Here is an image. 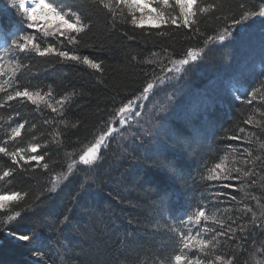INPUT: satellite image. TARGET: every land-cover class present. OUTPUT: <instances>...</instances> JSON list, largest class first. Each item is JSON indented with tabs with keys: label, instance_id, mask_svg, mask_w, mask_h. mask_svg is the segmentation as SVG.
<instances>
[{
	"label": "trees",
	"instance_id": "16d2710c",
	"mask_svg": "<svg viewBox=\"0 0 264 264\" xmlns=\"http://www.w3.org/2000/svg\"><path fill=\"white\" fill-rule=\"evenodd\" d=\"M63 2L91 24L90 30L81 34L80 44L66 45V48H75L76 54L101 63L103 74L80 64L53 62L55 57L18 53L30 65V69L21 71L16 77L21 89L27 87L44 93L51 87L54 103L70 93L76 95L65 105L63 116L46 106H39L37 110L30 101H12V107L0 109V117H3L0 119V141L7 139L3 129L9 124L14 126L27 120L21 137L10 141L7 147L14 150L30 143L43 145L48 142L47 148L41 146L37 153L30 155L48 153L44 162L49 163L45 172L36 166L35 161L28 165L21 161L26 170H19L0 154V171L16 169L8 178L9 183L0 182V192L28 193L19 205H9V208L28 209L22 211L15 221L7 222V213L0 211V229H6L0 230V264H64L70 258L72 264H118V261L141 259L144 264H153L154 259L171 254L178 239L167 231L165 221L169 215L187 221L188 215L204 205L208 206L204 209L206 212L213 210L215 205L218 219L223 220L226 227L232 219L236 220V224H231L233 229L250 222L252 213L244 211L245 206L252 208L259 218L264 211L260 207L264 205V180H261L264 160H256L254 164L252 160L256 156L264 157V150L260 149V143L264 142V128L244 121L249 116L260 119L259 113L264 111V45L261 52L255 53L258 56L251 63H243L235 76L224 80L219 77L220 85L216 88L221 95L212 100L214 93L210 94L211 100L207 102L203 90L217 82L236 50L235 44L227 41L222 45H208L200 66L192 69H198L200 73L184 76L179 81L183 88H177V92L185 91L190 101L184 105L181 114L166 119L170 135L161 141V146L155 148L150 140L142 139L126 145L119 152L111 142L101 150L102 159L92 168L89 177H84L82 167H78L56 192H48L47 188L53 169L57 173L62 168L66 170L68 153H75L73 158H77L107 129L117 109L139 96L146 83L160 72L163 65L158 67L155 63L145 62L157 59L151 55L153 52L172 59L184 58L189 48L204 47L206 36L217 35L239 18L244 10L241 5L249 10L256 9L264 5V0H204V3L218 5V8L201 18L199 28L203 35L175 26L154 29L146 25L140 29L131 24H117L113 28L86 0ZM0 6H6V0H0ZM14 20L15 17L7 12H0V23L9 26ZM160 32L165 34L158 35ZM260 32L264 42L262 23ZM234 38L240 40V33H234ZM46 39L55 43L50 37ZM185 71L186 74L190 72ZM170 88V84L165 83L155 92L166 97ZM253 92L257 93L255 98ZM201 96L202 105L193 108L192 104L196 105L194 98ZM226 98L229 101H225ZM249 99H253V104L245 103ZM61 120H66L68 126L59 123ZM240 128L245 131L240 132ZM57 129L61 133L60 144L52 142L51 133ZM232 135L240 139L227 138ZM249 140L251 143L247 142ZM248 147L255 153L250 159L243 154ZM225 155L229 166L235 159L237 166L254 169L257 175L249 179L256 183L244 187L243 178L233 179L224 181L231 186L223 188L221 182L202 180L201 174H206L205 164L211 167ZM244 160L249 161L247 165L243 164ZM200 191L207 196V203H200ZM252 197H257L259 203ZM64 216H68L69 222L61 224ZM201 225L221 230L218 224L210 221H202ZM175 226L185 232L191 227L193 234L197 229L191 222L185 225L178 219ZM9 231L17 235L28 233L33 239L19 241L16 236H10ZM210 235L215 233L204 234V237ZM236 237L233 240L227 235L218 237L209 258L220 264L215 260L219 254L226 259L235 257L234 264H244L248 253L253 251V241L259 244L261 232L259 229L252 234L236 231ZM36 253L44 259L40 260Z\"/></svg>",
	"mask_w": 264,
	"mask_h": 264
},
{
	"label": "snow or ice",
	"instance_id": "6c2138e0",
	"mask_svg": "<svg viewBox=\"0 0 264 264\" xmlns=\"http://www.w3.org/2000/svg\"><path fill=\"white\" fill-rule=\"evenodd\" d=\"M86 2L100 11L113 28H116L117 24H131L134 28L140 29L145 28L146 25L154 29H167L170 26H175L176 28L188 29L190 32L199 35H203L199 28L201 18L210 15L218 8V5L204 3V0H86ZM240 7L244 10L241 12L239 18L234 19L231 25L223 28L217 35L206 36L203 42L204 47L199 49L189 48L184 58L172 59L170 56H160V54L153 52L151 55L157 59H148L145 62L148 64L155 63L158 67L163 65V67H160V72L155 74L146 83L139 96L129 100L117 109L116 117L109 122L107 129L95 138L94 142L87 146L86 149L82 150L78 158H73L75 157V153H68L69 162L66 164V170L62 168L57 173L53 169V172L50 174L47 191L56 192L61 183L67 181L73 172L77 170L78 164L91 167L101 160V148H107L109 137H113V133H120L122 128L126 129L130 122H138L141 111L135 107L136 101H140V108H143L144 101L148 100L149 95L153 93L154 89L161 87L168 81L179 78L180 74L186 70V66L190 63L195 64V62L202 59L204 50L208 45L222 43L226 39H230L233 30L239 31L247 22L256 18H260V22L264 24V5L251 10L247 9L245 5H241ZM0 12H7L9 16L18 15L20 17V24L22 25L17 26L14 31L9 32L0 29V41H3V47H0V94H4L0 97V109L12 107L10 103L12 101H30L32 105L37 106V110H39V105L43 103L46 107L51 108L52 112L63 116L65 105L70 103L76 94L70 93L56 100L55 105L57 106H54L49 102L53 98L51 87L43 94L38 89L29 90L27 87L21 89L16 77L21 71L30 69V65L24 62L23 57L19 56L18 53L36 54L39 57H55L56 60L53 62L80 64L103 74L101 63L95 62L87 56L76 54L77 50L75 48L71 50L66 48V45L75 46L82 42L81 34L90 30V22H86V18L82 14L65 4L63 0H7L6 6H0ZM39 20H44L45 23L39 24ZM33 29L35 33H40L41 35L38 36L35 33L29 32V30ZM248 30V28H245L244 32L240 34L241 37ZM157 34L164 35L165 33L160 32ZM125 35H127V32H125ZM8 37L11 39H8ZM49 37L55 43L46 39ZM164 51L167 52L166 49ZM165 59L168 61L167 65H164ZM169 73L172 75H168ZM256 95V92L252 93L253 98ZM245 103L251 105L253 104V99H249ZM259 115L260 119H256L255 116H249L244 123L257 128H264V111H260ZM117 118L119 119L118 126H116ZM0 119H3V117H0ZM27 123L28 121L25 120L24 122L16 123L14 126L9 124L8 128L3 129L7 139L0 141V154L7 157L12 164L17 165L19 170H26L23 169L21 161L25 165L35 161L37 167H42L47 172L49 163L44 161L48 153L38 155H30V153H37L41 146L47 148L48 142H45L43 145L30 143L27 147H17L14 150H9L7 147L10 141H16L18 137H21L22 130L25 129ZM45 123H50V121H45ZM59 123L64 124L65 127L68 126L66 120H61ZM72 126L75 127V125ZM35 127L36 125L33 124L32 128L35 129ZM239 131L244 132L245 129L240 128ZM51 135L53 136L52 142L56 144L61 143L59 139L61 133L58 129L51 133ZM252 135L255 134L253 133ZM36 138L34 137V139ZM227 138L230 140L240 139L236 135ZM247 142L251 143V140ZM260 149L264 150V142L260 143ZM243 154L248 158L253 157V152L248 149H244ZM256 160H264V157L256 156L252 160V163L254 164ZM248 162V160H244L243 164L247 165ZM15 170L8 168L0 171V182L9 183L8 178L13 176ZM205 172L206 174H201V179L205 181L224 182L243 178L245 181L244 187L256 183L255 180L249 179L257 175L254 169L237 166L235 159L232 162V166H229L227 155L211 167L205 164ZM234 173L235 175H233ZM261 180H264V177H261ZM221 186L229 188L231 185L222 183ZM27 195L28 193L20 191H12L7 194L0 192V211L7 213V222L15 221L21 216L22 211L28 210L27 207L23 209H17L16 207L9 208V205H19ZM232 199L235 200L236 197H232ZM252 199H257L259 203L257 197H252ZM207 207V205H204L199 210L188 215L187 221L183 218H173L171 215L167 217L165 221L167 231L174 233L178 239L175 242L172 253L161 257L159 260L154 259L153 264H215V261L209 257L215 250L218 237L227 235L229 240H233L237 239L236 231L252 234L257 229L261 232L260 242L257 244L255 240L253 241V251L248 253V258L244 261V264H253V262L254 264H264V211H261L260 218H258L252 208L245 206L244 211L252 213L250 222L241 223L236 229H233L231 224H236L235 219H232L231 224L226 227L225 222L218 219L215 205H213V210L209 212L204 210ZM260 207L264 209V205H260ZM176 219L181 224L187 225L188 222H191L197 226L195 234H193V228L191 227H188L186 232L178 229L175 226ZM258 219L259 223H257ZM202 221H210L214 225L218 224L221 230L217 231L213 227H202ZM67 222H69V218L68 216H64L61 224ZM208 233H215V235L205 238L204 234ZM8 234L16 236V239L19 241L33 239L32 235L28 233L17 235L9 231ZM243 238L241 237V239ZM36 254L40 260L44 259L39 253ZM235 259V257L226 259L219 254L215 256V260L219 261L220 264H234ZM64 264H72V259L64 261ZM118 264H144V260L141 259L134 262L118 261Z\"/></svg>",
	"mask_w": 264,
	"mask_h": 264
},
{
	"label": "rangeland",
	"instance_id": "374dc122",
	"mask_svg": "<svg viewBox=\"0 0 264 264\" xmlns=\"http://www.w3.org/2000/svg\"><path fill=\"white\" fill-rule=\"evenodd\" d=\"M16 17H18V15ZM38 23L43 24L45 23V21L39 20ZM260 25H261L260 18L251 20L247 22L243 27H241L239 31L233 30L232 37L230 39H226L224 42L219 43V45H222L223 43L227 41L229 44H235L236 50L234 54L231 56V59L228 61L227 66L223 69L222 73H220V76L217 77V82H212L210 85L205 87V90H203L202 95L205 101L208 102L211 100L210 94L212 95L214 93L212 96V100L214 98L215 99L218 98L221 95L218 88H216L220 85L219 77H222V79L224 80L231 76H235L243 63H245L246 61L251 63L255 59V57L258 56L257 55L258 53L257 54L255 53L261 52L263 50L264 42L262 41V38H261ZM245 28L249 29L248 32L245 33L244 36L240 38V40H236L234 38V33L239 32L241 34L244 32ZM35 34H40V33H35ZM202 61L203 59H200L197 62H195V64L190 63L188 66H186V70L190 71L188 74H186V71H185L184 75H182L183 73L182 72L179 78L167 82L171 86V88L168 90L169 96H166V97L159 96L155 92L161 89L162 88L161 86L157 89H154L153 93L149 95L148 100L144 101L143 108H140V101H136L135 107L137 108V110L141 111V116L138 118V122L132 121L130 122L129 126L126 129L122 128L120 133H113V137H109L108 146L112 142L114 147L119 152L120 151L122 152L123 148L126 145H130L132 142H135L136 140L137 141L142 140V139L150 140L153 143L155 148H158L159 146H161L162 145L161 141L166 140V136L170 135V130L168 126L166 125V122H167L166 119L176 114L177 115L181 114L180 111L184 109V105L187 103L188 100L190 101V99L187 98L185 91L183 92L179 90V92H177V88L181 89L180 87H182L179 81H181V79L184 76L187 77L193 73L199 74L200 70L195 69L194 71H192V69L194 66L199 67L200 66L199 63H201ZM167 64H168V61H167ZM168 75H172V74L169 73ZM236 88L237 86L233 87L232 93L236 90ZM203 97L201 96V97L194 98L196 99V102H195L196 105L192 104V107L196 108L202 105L201 100H203ZM49 102L52 103L54 106H57L52 101V99H50ZM39 106L42 107V106H45V104L41 103ZM118 125H119V119L117 118L116 126ZM102 149L103 147L101 148V150ZM95 165L88 167V166L78 164L77 168L82 167L83 176L89 177L92 173V170H93L92 168ZM216 182L220 183V181H216ZM221 183H225V182H221ZM257 223H259V219Z\"/></svg>",
	"mask_w": 264,
	"mask_h": 264
},
{
	"label": "bare ground",
	"instance_id": "6f19581e",
	"mask_svg": "<svg viewBox=\"0 0 264 264\" xmlns=\"http://www.w3.org/2000/svg\"><path fill=\"white\" fill-rule=\"evenodd\" d=\"M260 2H261V0H260ZM223 98H224V96H223ZM225 101H229V100L226 98ZM222 123H224V122L222 121ZM222 127H224V125ZM248 150H250L249 147H248ZM250 151H252V150H250ZM254 155H255V153L253 152V157H254ZM198 196H199L200 203H202V202H206L207 203V196L203 192H201V191L198 192Z\"/></svg>",
	"mask_w": 264,
	"mask_h": 264
}]
</instances>
